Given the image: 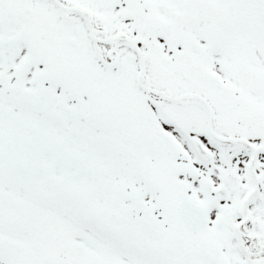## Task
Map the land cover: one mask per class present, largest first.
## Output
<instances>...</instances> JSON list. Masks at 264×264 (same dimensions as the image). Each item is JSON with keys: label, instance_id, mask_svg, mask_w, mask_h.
Returning a JSON list of instances; mask_svg holds the SVG:
<instances>
[{"label": "snow or ice", "instance_id": "obj_1", "mask_svg": "<svg viewBox=\"0 0 264 264\" xmlns=\"http://www.w3.org/2000/svg\"><path fill=\"white\" fill-rule=\"evenodd\" d=\"M0 264H264V0H0Z\"/></svg>", "mask_w": 264, "mask_h": 264}]
</instances>
